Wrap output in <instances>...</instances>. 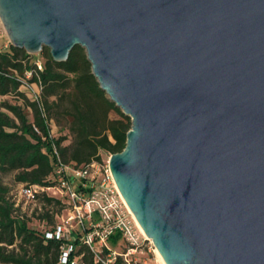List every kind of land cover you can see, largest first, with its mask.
<instances>
[{
  "label": "water",
  "instance_id": "95a60500",
  "mask_svg": "<svg viewBox=\"0 0 264 264\" xmlns=\"http://www.w3.org/2000/svg\"><path fill=\"white\" fill-rule=\"evenodd\" d=\"M9 43L84 49L130 118L113 180L164 264H264V0H0Z\"/></svg>",
  "mask_w": 264,
  "mask_h": 264
},
{
  "label": "trees",
  "instance_id": "16d2710c",
  "mask_svg": "<svg viewBox=\"0 0 264 264\" xmlns=\"http://www.w3.org/2000/svg\"><path fill=\"white\" fill-rule=\"evenodd\" d=\"M41 55L44 63L39 69L30 64V54L24 50L10 45L9 53L0 52V96L13 95L22 100V105H0V175L15 173L20 185L48 188L53 186L47 182L53 170L49 157L52 144L63 163L80 166L99 162L103 160L100 152L110 156L124 149L131 121L101 91L83 48L75 46L65 62L53 61L46 48ZM27 72H31L27 81L40 87L37 99L29 100L19 91ZM111 111L119 119H110ZM53 121L58 125L66 122L68 145H64L66 136H50ZM36 200L60 211L65 208L61 199L45 192L36 194ZM54 216L47 210L40 219L52 225ZM78 254H82L83 264H94L87 247L80 248ZM59 255L58 242L45 241L27 226L10 189L0 178V264H58Z\"/></svg>",
  "mask_w": 264,
  "mask_h": 264
},
{
  "label": "built area",
  "instance_id": "2783aa9c",
  "mask_svg": "<svg viewBox=\"0 0 264 264\" xmlns=\"http://www.w3.org/2000/svg\"><path fill=\"white\" fill-rule=\"evenodd\" d=\"M37 67L41 69L40 65ZM30 76L31 72H27L25 78ZM34 85L39 93L40 87ZM33 130L40 135L37 128ZM49 134L52 137L51 125ZM51 149L49 157L53 170L47 182L53 186L21 185L19 196L31 203L36 194H49V191L59 189V199L66 206L62 211L64 215L50 226L42 221L43 227L37 230L45 241L60 244L58 264H83L82 254H78L82 247L90 251L94 264H149L142 258L145 255L143 249L155 253V247L122 198L108 160L78 166L63 163L53 144ZM42 152L47 154L45 148Z\"/></svg>",
  "mask_w": 264,
  "mask_h": 264
},
{
  "label": "rangeland",
  "instance_id": "374dc122",
  "mask_svg": "<svg viewBox=\"0 0 264 264\" xmlns=\"http://www.w3.org/2000/svg\"><path fill=\"white\" fill-rule=\"evenodd\" d=\"M9 38H7L4 29L2 25L0 24V52H8L9 53ZM29 62L30 64H35V65H40L41 67L43 66L44 59L41 55V52L37 54H30L29 56ZM19 91L21 94L23 93L29 100L34 99L35 96H39L40 92H37V89L34 85V83H29L27 79L24 77L22 79V84L21 87L19 88ZM4 102L10 103V104H16V105H22V100L13 95H8L6 96H0V105ZM2 111H4L2 109ZM109 118L114 120V119H119V116L117 115L116 112L111 111L109 113ZM67 126L66 122H62L61 125H58L55 121L51 123V133L53 138H59L62 136H66L67 140L64 142V145H68L70 142V136L67 131ZM100 156L103 159V161H106L109 159V155L105 152H100ZM1 182L3 183V186L5 185L10 189V195L16 200V204L20 207L21 209V214L24 218V220L27 223V226L30 229H33L35 231L40 230L43 227V222L40 219L41 214L43 212H47V210L51 213H53L54 220L53 223H57L59 221V218L61 215H64L62 211H60L59 207L52 206V207H47V205H44L40 200H36L34 202H28L21 198L19 196V191L20 188L22 187L19 183L15 181V173H7V174H1L0 175ZM49 194L56 197V198H61L59 189L57 190H51L49 191ZM66 207V206H64ZM57 215V216H56ZM47 225H44V228H46ZM50 226V224H48ZM148 249H143V252L145 253L144 256H142L143 260L148 262L149 264H161L156 252H147Z\"/></svg>",
  "mask_w": 264,
  "mask_h": 264
},
{
  "label": "bare ground",
  "instance_id": "6f19581e",
  "mask_svg": "<svg viewBox=\"0 0 264 264\" xmlns=\"http://www.w3.org/2000/svg\"><path fill=\"white\" fill-rule=\"evenodd\" d=\"M156 252V255H157V257H158V259H159V261H160V263L161 264H164L163 262H162V259H161V257L159 256V254L157 253V251H155Z\"/></svg>",
  "mask_w": 264,
  "mask_h": 264
}]
</instances>
